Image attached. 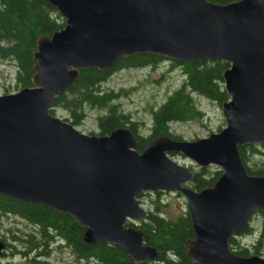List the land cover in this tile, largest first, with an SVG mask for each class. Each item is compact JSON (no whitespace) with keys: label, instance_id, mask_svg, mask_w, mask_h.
<instances>
[{"label":"water","instance_id":"obj_1","mask_svg":"<svg viewBox=\"0 0 264 264\" xmlns=\"http://www.w3.org/2000/svg\"><path fill=\"white\" fill-rule=\"evenodd\" d=\"M64 25L37 38L31 85L0 94V193L70 214L83 239L121 246L131 264L158 250L136 223L148 216L144 191L173 190L187 200L193 264H264V255L232 251L230 238L264 210V175L248 171L240 146L264 143V0H48ZM153 52L180 61L223 59L229 98L225 126L192 140L160 135L138 149L127 126L86 133L50 112L81 69L108 68L123 55ZM216 164L214 183L186 184ZM4 242L0 240V250Z\"/></svg>","mask_w":264,"mask_h":264},{"label":"trees","instance_id":"obj_2","mask_svg":"<svg viewBox=\"0 0 264 264\" xmlns=\"http://www.w3.org/2000/svg\"><path fill=\"white\" fill-rule=\"evenodd\" d=\"M212 1L227 3L233 0ZM64 23V18L48 0H0V58L14 62L17 87L32 84L33 52L36 49L37 38L51 35ZM162 58L163 55L153 52H136L121 56L108 68L81 69L70 86L56 95L50 112L54 113L53 111L60 107L67 113V118L64 119L79 124L87 115L85 111L87 107L101 108L103 111L96 115L98 134L127 126L136 135L139 150L146 141L160 135L181 139L179 134L172 131L170 125L174 121L201 118L203 110L198 106L196 94L219 104L229 98L223 77L229 62L223 59L180 61L169 58L172 65L181 67L184 79L160 104L149 109L150 124L147 136L139 132L142 122L133 119L128 112L120 108L119 98L122 92L102 87V83L116 70L156 65ZM263 147L264 143H247L240 146L244 163L252 174L264 175V160L251 161L252 154ZM219 173V169L210 171L208 166L199 167L194 171V177L189 181V185L195 189L212 185ZM161 192L158 190L155 194L159 195ZM152 202L153 209L148 210V216L137 226L149 235L147 243L157 248L158 256L155 259L142 260L139 264H193L187 258L184 247V242L195 235L188 208L173 218L165 215L162 208L164 203L158 197L152 199ZM3 214L26 218L37 226L42 237H46L48 231L62 236L71 248L87 259L88 263L131 264L129 254L119 245L104 241H85L84 227L63 211L0 193V215ZM259 214L262 216L259 231L251 222L240 233L251 234L255 239L251 244H244L238 239L239 234L231 237L229 245L232 251L240 255L264 252V210H260Z\"/></svg>","mask_w":264,"mask_h":264},{"label":"rangeland","instance_id":"obj_3","mask_svg":"<svg viewBox=\"0 0 264 264\" xmlns=\"http://www.w3.org/2000/svg\"><path fill=\"white\" fill-rule=\"evenodd\" d=\"M183 79L184 73L181 67L179 65H172L170 59L164 57L156 65L127 67L116 70L102 83V87L105 89L113 88L122 92V96L119 98L120 108L128 112L133 119L142 122L139 132L141 135L147 136L150 124L149 109L160 104L174 88L179 86ZM19 87L16 86L14 62L0 58V94L16 91ZM195 97L199 108L203 110L201 118L190 121H174L170 125L172 131L179 134L181 139L192 140L205 137L211 132L218 131L220 127L222 128L226 124L222 104L210 101L199 94H196ZM85 111L87 115L84 120L74 125L83 132L98 133L99 128L96 123V115L101 113L103 109L87 107ZM53 112V114L63 119L67 118L66 111L60 107H57ZM169 156L178 163L189 166L194 171L202 167L180 151L171 152ZM262 160H264V147L251 156L252 162ZM207 166L210 171L220 170V167L216 164H209ZM186 184L189 185V181ZM161 191L159 195L155 194L156 191H145V194L138 195L141 205L147 210H152V199L158 197L164 203L162 208L165 215L173 218L188 208L187 200L180 192L173 190ZM251 222L255 229L259 231L262 222L261 214L256 213ZM21 223L23 221H20L17 215H0V233H4L7 230L6 227L15 229ZM238 239L244 244H251L255 236L248 233L239 234ZM60 255L61 253L55 250L54 254L50 257V261L53 264H63L57 258ZM261 255H264V252Z\"/></svg>","mask_w":264,"mask_h":264},{"label":"flooded vegetation","instance_id":"obj_4","mask_svg":"<svg viewBox=\"0 0 264 264\" xmlns=\"http://www.w3.org/2000/svg\"><path fill=\"white\" fill-rule=\"evenodd\" d=\"M143 194L145 191L141 193ZM18 217L23 221L19 227H6L7 230L0 233V240L4 242L0 250V264H53L50 257L55 250L61 253L57 258L63 264H92L71 248L62 236L48 231V235L42 237L34 223L24 217ZM140 221L129 220L128 224L139 225Z\"/></svg>","mask_w":264,"mask_h":264}]
</instances>
